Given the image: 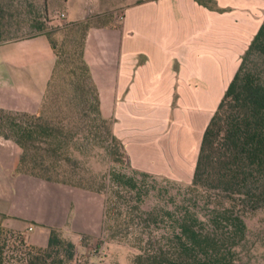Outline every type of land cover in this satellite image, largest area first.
Instances as JSON below:
<instances>
[{
    "label": "trees",
    "instance_id": "obj_1",
    "mask_svg": "<svg viewBox=\"0 0 264 264\" xmlns=\"http://www.w3.org/2000/svg\"><path fill=\"white\" fill-rule=\"evenodd\" d=\"M9 23L0 11V42ZM89 27L81 22V41L63 50L43 22L33 25L56 56L48 87L65 66L72 94L55 117L45 115L49 95L38 114L0 108V136L22 148L18 171L100 194L103 224L135 249L132 264H237L248 221L264 214V19L204 129L186 185L130 165L84 58ZM75 248L59 228L37 246L0 225V264H82Z\"/></svg>",
    "mask_w": 264,
    "mask_h": 264
},
{
    "label": "crops",
    "instance_id": "obj_2",
    "mask_svg": "<svg viewBox=\"0 0 264 264\" xmlns=\"http://www.w3.org/2000/svg\"><path fill=\"white\" fill-rule=\"evenodd\" d=\"M263 19L264 0H139L120 25H90L84 58L133 168L191 180L214 112L200 101L211 99L208 85L221 77L218 62L236 43L229 37H253ZM55 64L45 34L0 42V108L38 114ZM21 155L0 136V225L26 238L41 229L40 241H48L50 227L76 220V192L19 172ZM81 216L87 225L90 213Z\"/></svg>",
    "mask_w": 264,
    "mask_h": 264
},
{
    "label": "rangeland",
    "instance_id": "obj_3",
    "mask_svg": "<svg viewBox=\"0 0 264 264\" xmlns=\"http://www.w3.org/2000/svg\"><path fill=\"white\" fill-rule=\"evenodd\" d=\"M139 0H0V11L7 15L9 25L5 34L7 41L37 35L33 25L43 22L47 31H52L58 40V45L63 50L74 49L81 41L82 30L80 23L89 21L90 25H103L114 21L116 25L122 23L124 9ZM236 38V40H235ZM252 36L243 35L229 37L232 47L222 53L221 62H218L221 77L210 86L211 99L202 100L213 112L233 76L242 52L245 50ZM65 66L57 71V76L44 96L49 95L48 107L45 115L55 117L58 114L57 105L63 96L72 94L67 87L68 74ZM186 85L180 84L179 87ZM192 86V85H188ZM207 86V87H208ZM43 100V102H44ZM42 105L40 112L42 111ZM39 112V113H40ZM107 110L104 107V113ZM162 177V176H160ZM172 180V179H171ZM176 185H186L189 180H173ZM70 186V185H68ZM76 192L74 210L77 218L72 222V217L66 227L62 228L63 235L75 243V259L82 264H132L135 249L129 242L113 237L107 226L102 222L103 197L93 191L70 186ZM174 189V188H173ZM81 199V202H80ZM149 201H154L151 198ZM74 213V215H75ZM81 213H90V221L82 226ZM80 220V221H79ZM81 224V226L78 225ZM249 235L242 257L237 264H264V214L259 212L249 221ZM56 228V227H55ZM42 230L37 229L25 239L39 242L45 246L48 241H40ZM33 242V241H32Z\"/></svg>",
    "mask_w": 264,
    "mask_h": 264
}]
</instances>
